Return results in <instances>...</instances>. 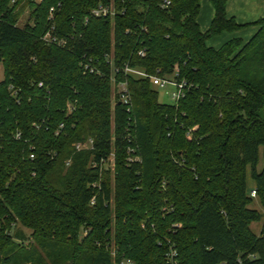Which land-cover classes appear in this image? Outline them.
Segmentation results:
<instances>
[{"label": "trees", "instance_id": "obj_1", "mask_svg": "<svg viewBox=\"0 0 264 264\" xmlns=\"http://www.w3.org/2000/svg\"><path fill=\"white\" fill-rule=\"evenodd\" d=\"M21 1L0 0V264H264V16L211 0L203 30L202 0H25L20 26ZM108 57L189 87L161 102Z\"/></svg>", "mask_w": 264, "mask_h": 264}, {"label": "built area", "instance_id": "obj_2", "mask_svg": "<svg viewBox=\"0 0 264 264\" xmlns=\"http://www.w3.org/2000/svg\"><path fill=\"white\" fill-rule=\"evenodd\" d=\"M174 0H161V7L162 8H168L170 7V5L173 3ZM53 8H51L52 10ZM91 13L95 16H113L115 14V10L113 7L108 6V5H104V4H100L97 7L93 8L91 10ZM50 33L47 32V34L44 35V38L46 40H52V38L50 37ZM53 40L56 41V39L54 38ZM139 53L141 55L145 54L144 50H140ZM109 62L113 68L114 71H119L122 70L124 73L137 78V79H149L152 83V85L155 88H166V87H171V90L166 91L171 99L173 100V102L178 101L182 96H184L185 94V90L189 87V84L187 83V81L185 79H180L178 78V73L175 72V74L173 75H161L158 72H154L151 73L149 71H147L146 69L139 67V66H133L130 64H125L122 65L120 67H115L113 60L108 57ZM82 65L85 69L93 72H100L99 70H95V68L91 65L90 61L87 60H83L82 61ZM112 82L115 84L116 86V90L117 93L119 95V99L127 104H129L130 100H131V95L129 92V88H128V84L127 81L124 80H117V78L115 76L112 75L111 77ZM39 85H42V82L39 83ZM9 90L12 92V94L14 96H16L17 94V89L15 88V86L13 84L9 85ZM68 108L71 110V106L69 105ZM60 127H63V123L60 124ZM16 137L17 138H21V133L17 132L16 133ZM90 143H92V140L89 141ZM76 148L78 150L84 148V144L82 142H78L75 144ZM31 158H34V153L30 154ZM110 166L114 167V155L111 156L110 158ZM252 195H256V191L252 190ZM96 201V196H93L91 199V204H94ZM176 254V251L174 249H171L170 252L167 254L168 259H172L173 255ZM121 264H134L133 261L129 258H126L124 260L121 261Z\"/></svg>", "mask_w": 264, "mask_h": 264}, {"label": "crops", "instance_id": "obj_3", "mask_svg": "<svg viewBox=\"0 0 264 264\" xmlns=\"http://www.w3.org/2000/svg\"><path fill=\"white\" fill-rule=\"evenodd\" d=\"M227 12H230L231 14L228 13L229 15H234L241 22L253 21L264 16V0H228ZM213 16L214 8L212 1L209 0V2L207 1L204 5L202 4L199 15V23L203 30L209 27ZM253 30L255 29L253 28ZM252 33L250 35H252ZM222 35L223 38H220V36L213 38L216 39L219 37L216 41L212 42V45L219 46L225 39L231 36V34L227 33ZM236 35L243 36L241 31L237 32ZM243 37L246 38L245 36Z\"/></svg>", "mask_w": 264, "mask_h": 264}, {"label": "rangeland", "instance_id": "obj_4", "mask_svg": "<svg viewBox=\"0 0 264 264\" xmlns=\"http://www.w3.org/2000/svg\"><path fill=\"white\" fill-rule=\"evenodd\" d=\"M35 3H38V2H41L42 0H33ZM209 2V0H202V4L204 5L206 2ZM25 3V0L21 1L17 6L16 8L14 9L15 11L17 10H22V13L19 17V20H18V24L20 26H23L25 25L26 23L30 22V10L28 8V6L26 7H22L24 6L23 4ZM13 6V5H12ZM51 11V10H50ZM229 14H231L230 12H228ZM255 29V28H254ZM254 32L253 28H248L246 30H243L241 31L242 35L245 36L246 38L245 39H248L250 37V34ZM47 34V32H46ZM248 35V36H247ZM223 36V35H222ZM221 35H220V38H223ZM219 38V37H217ZM216 39H211L209 40V44L212 45V42L213 41H216ZM218 45V43H217ZM4 79V67H3V64L0 62V81ZM158 90V98H159V101L161 102H164V103H170V102H173V100L171 99L170 95L166 92V91H169L171 90V87H166V88H156ZM262 164H263V157H262V150H261V159H260V167H262ZM250 183H252L250 181ZM254 205L256 207H258L259 209H262L261 208V205L260 203L255 200V203ZM253 229L258 232L259 229H260V223H253L252 225Z\"/></svg>", "mask_w": 264, "mask_h": 264}]
</instances>
